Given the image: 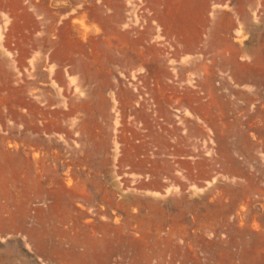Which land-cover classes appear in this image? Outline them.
Listing matches in <instances>:
<instances>
[{
	"label": "rangeland",
	"instance_id": "rangeland-1",
	"mask_svg": "<svg viewBox=\"0 0 264 264\" xmlns=\"http://www.w3.org/2000/svg\"><path fill=\"white\" fill-rule=\"evenodd\" d=\"M0 264H264V0H0Z\"/></svg>",
	"mask_w": 264,
	"mask_h": 264
},
{
	"label": "crops",
	"instance_id": "crops-1",
	"mask_svg": "<svg viewBox=\"0 0 264 264\" xmlns=\"http://www.w3.org/2000/svg\"><path fill=\"white\" fill-rule=\"evenodd\" d=\"M253 5V4H252ZM244 11H246V9H244ZM246 16H248L247 18H246ZM245 20L247 21V20H250V14L249 13H246V15H245ZM111 54H112V56H110V59H109V61H105V64H111V63H116V61H115V59H116V55H114V53L113 52H111ZM248 68H251L250 70L251 71H249V72H255L254 70H253V67L252 66H249ZM247 68V69H248ZM246 71V70H245ZM254 85V84H253ZM98 89L99 88H102V86L100 85V84H98V87H97ZM76 110H78V105H77V109ZM78 129V128H77ZM66 130V129H65ZM28 170H34V169H36V163H34V162H31V161H28L25 165H24ZM24 174V173H23ZM22 174V175H23ZM31 174H33V173H31L30 172V175ZM26 200V203H29L30 202V199L29 198H26L25 199ZM27 206V205H26Z\"/></svg>",
	"mask_w": 264,
	"mask_h": 264
},
{
	"label": "bare ground",
	"instance_id": "bare-ground-1",
	"mask_svg": "<svg viewBox=\"0 0 264 264\" xmlns=\"http://www.w3.org/2000/svg\"><path fill=\"white\" fill-rule=\"evenodd\" d=\"M251 68L246 69V71L244 72V75L241 77V80L243 82H255L258 83V78L255 76L254 72H249Z\"/></svg>",
	"mask_w": 264,
	"mask_h": 264
}]
</instances>
